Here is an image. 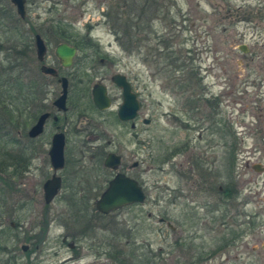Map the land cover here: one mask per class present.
Here are the masks:
<instances>
[{
    "label": "rangeland",
    "instance_id": "1",
    "mask_svg": "<svg viewBox=\"0 0 264 264\" xmlns=\"http://www.w3.org/2000/svg\"><path fill=\"white\" fill-rule=\"evenodd\" d=\"M152 1L160 4L149 13L153 19L144 23L145 31L130 38L116 21V7L112 6L117 0H27L25 22L20 21L11 0H0V16L4 17L0 20V65L5 69L17 65L12 74L6 72L8 76L21 75L24 92L30 80H39L34 35L41 33L49 46L47 63L57 64L55 49L63 41L55 38L54 30L62 22L74 35L91 40L100 56L113 61L102 65L99 57H92L96 49H87V57L78 62H84L85 72L80 88H91L102 80L115 98L112 109L100 114L92 107L90 95L82 94L80 106L69 115L73 127H69V165L64 175L80 177L83 163L87 165L85 175L98 176L87 212L72 206L65 189L52 204H45L41 184L51 171L48 145L27 150L33 154L22 164L26 172L16 179L20 178L18 185L24 190L18 199L31 204L20 211L7 210L0 192V264H61L75 254L63 238L72 241L92 217L93 223L97 221L95 200L114 175L103 164L97 165L96 174L89 175L97 159L84 150L96 149L101 143L104 158L109 152L123 155V170L141 181L148 199L143 207L100 216L101 227L89 232L84 260L66 264L97 260V254L104 251L112 254L129 249L126 235L130 229L133 250L141 242L137 246L143 244L147 249L150 264H203L193 257L204 253L216 255L207 264H264V172L253 168V164H264V0ZM240 45L249 52L241 51ZM168 52L170 58H166ZM178 56L185 66L173 62ZM115 72L130 79L141 101V116L151 119L148 125L140 119L137 128L130 129L115 120L114 112L122 103L121 90L110 80ZM192 73L198 83L187 80ZM180 79L189 88L184 93L178 85ZM43 81L52 98L59 95L61 87L55 79ZM206 100L211 102L209 107ZM8 103H0V164L5 153L12 159L18 145L28 146L29 126L17 125V121L29 120L23 118L29 108L22 117L17 105ZM90 119L104 122L101 140L93 137L95 133L88 136L82 131ZM77 128L82 133H77ZM84 140L90 148L84 146ZM181 145L187 146L170 156ZM134 162L139 166L132 168ZM198 162L215 175L218 185L228 184L234 190L235 195L223 206L219 204L218 211L212 209L219 203L217 187L211 195H197L191 205L188 199L175 198L179 187L186 190L185 195L191 194L197 174L191 166ZM179 168H185L188 177L181 175ZM161 217L182 232L186 245L182 244L181 250L175 244L179 231L161 222ZM23 245H29L28 251ZM101 260L111 263L107 257Z\"/></svg>",
    "mask_w": 264,
    "mask_h": 264
},
{
    "label": "flooded vegetation",
    "instance_id": "2",
    "mask_svg": "<svg viewBox=\"0 0 264 264\" xmlns=\"http://www.w3.org/2000/svg\"><path fill=\"white\" fill-rule=\"evenodd\" d=\"M36 35V34H35ZM35 35L33 38V41L35 40ZM44 38V37H43ZM45 39V38H44ZM86 42H89V39H85ZM46 42V40H45ZM68 43L72 46H75L77 48V52L73 58V62L70 66H63L60 58L57 56L56 54V49H55V55H56V60H57V64L51 65L47 63V59H48V52H49V46L47 44V53L45 56L44 61H40L37 59L40 63V68H39V72L37 74V76L39 77V80L36 81H32L30 80V84H29V89H28V95L25 96L24 94V90H20V94L16 95L14 98V104L17 105V112L20 113V116L23 117L25 113H23L25 110H27L29 108V112H28V116H24L23 118H28L27 122L22 123L17 121V125H25L27 127V125L29 126V128L27 129V141H28V146H26V148L22 145H18L19 150L16 153V155H13V158H9L7 157V154L5 153L3 156V162L0 164V169H3L5 171H7L6 175H2L0 176V192H1V196L3 197V200L6 202L7 207L9 210V208L11 207V209H16L17 211H20V209H25L27 205H30V202H21L20 198L18 199V196H20V193H23L24 190L20 188V186L18 185L19 183V179H16V176H19L22 172H26V168L23 166L22 164L26 162V160L30 158L33 154H29L28 153V149H36V147H40L39 145H48V149L46 150V156L47 159L49 161L50 164V168L51 171H49V176H47L43 183L41 184L42 186V196L44 198V202L46 205H50L53 203V201L55 200V198L65 189V192H67L66 197H68L69 202L72 201V206L74 208L77 209V211H81V210H85L86 212L88 211V206H90V199L89 197L92 196L93 194V190L94 188H96V186L98 184H96L98 182V176L97 175H90L92 173L96 174L99 169L97 168L98 166H103L106 167L107 169H109L110 171H112L114 173V175L107 180V185L105 187V189L103 190V192L108 188L111 180L118 174V173H123L128 177H131L135 180H137L140 184V186L143 188L146 198L143 202H135L132 204H128L126 206H123L121 208H118L116 210H112L109 213H102L100 212L97 207H96V202L97 200L102 196L103 192L99 195V197L95 200L94 203V209L95 212H97L98 216H97V221H95L94 223L93 221V217L90 219V221L88 222V225L84 228H82L78 233H76L78 236L76 238H70L72 241H69L68 238H63V243L67 244L74 252L75 254L67 257L65 259L62 260L61 264H66L67 262H77V261H82L85 258V254L83 253V249L85 248V244L86 241L88 240V237L90 236V231H93L96 227H101L100 221H99V217L100 216H108L114 212L120 211L123 208H132V207H143V205L146 203L147 199H148V195H147V191L145 189V186L141 183V181L131 175H129L128 173H126L123 170V155L120 153H116V152H109L106 157L104 158V152H105V146L103 147V143L96 145V149L93 148V150H88L85 148L84 153L85 152H90V157H93L95 160V164H93V168L89 170V175L87 176L85 175L86 170H84V168L87 165H81V173L82 175H80V177L76 174V175H70L68 178L66 177V175H64V172L66 171V169L68 168L69 165V160L66 157V150L68 147V140H69V134H70V128H72L73 126H70V113H72V111L75 109L76 106H80V99H81V95L83 94V96H88L90 95L91 97V105H93L92 107H94V109L99 112L100 114L105 113L107 110H111L112 109V105L114 102V96L112 95V89L109 85H107L106 83H104V81L102 80H98L97 82H95L93 84V86L90 88H86V87H82L80 88V84L81 82H84L82 77L85 75V72L83 71L84 68V62L80 63V65H78L79 60L82 59L84 56L85 58L87 57V49L92 48L93 50L96 49V51L94 52V54L92 55L93 58L99 57V60L101 62L102 65L105 64H111L113 63V61L110 58H106V57H102L100 56V49L94 46V45H90V46H84L83 48H80L76 45H74L73 43H69L67 41H63L60 43ZM59 43V44H60ZM35 46H36V40H35ZM58 46V45H57ZM56 46V47H57ZM83 54L82 55H78V53ZM37 54V52H36ZM78 58H77V57ZM76 57L77 60H74ZM46 64L48 66L53 67L54 69H56L57 75H51V74H47L45 72L42 71V65ZM74 66H78L76 67L77 70H75L73 72ZM117 74H122L124 76H126L127 80L131 83L130 79L128 78V76L122 72H115L113 75H111L110 80L113 83L114 86H116L117 88H119L121 90V95H122V103H123V89L118 86L115 81L113 80V77L116 76ZM87 75H91L90 73H87ZM47 77H51L52 79H55L59 84H60V93L58 96L52 98L51 97V92L49 90V85H46L45 82L43 81L45 78ZM66 77L68 79V97H67V110H64L62 108H60L58 106V104L56 103V101L58 100V98L61 96L62 91H63V86H62V78ZM90 78V77H89ZM189 81V78L187 79ZM178 85L180 88V91L182 93L186 92L189 90L188 85L183 84V80L180 79L178 81ZM132 84V83H131ZM84 85V84H83ZM95 85H103L106 90H107V94L111 99V106L108 109L102 110L99 109L95 103H94V99H93V88ZM191 85V83H189V86ZM132 89H133V85H132ZM134 91V89H133ZM135 92V91H134ZM137 94V93H136ZM138 95V94H137ZM51 99L50 104L47 103V101ZM20 101V102H19ZM18 102V104H17ZM121 103V104H122ZM141 103V101H140ZM207 103V107H209L208 103H211L210 100H206ZM193 104V101L189 102V105ZM121 106V105H120ZM119 106V108H120ZM191 107V106H190ZM217 107V106H216ZM119 108L116 110V112H114V117L115 120L121 124L127 125L130 127V129H136L138 126V122L141 119L142 123L145 125H148L149 123L146 121L149 118L148 117H142L140 114V110L142 108V105L140 107L138 116L136 117L135 121H124L122 119H120L119 115H118V111ZM16 111V110H15ZM262 111V110H261ZM82 113V112H80ZM263 113V112H262ZM47 114V118L45 119V122L42 126V130H38L39 132L32 135L31 131L37 127L40 118L44 115ZM262 114H260L261 117ZM179 119V118H176ZM260 119V118H259ZM82 118L80 119V123H81ZM96 121V122H95ZM30 123V124H29ZM133 123H135V125H133ZM104 122H100L98 120H91L87 121V125L85 127V125L82 128V131H86L87 133H89L88 136H90L91 134L93 135L94 133L96 134V137L98 139H102L103 138V134H101L102 128H103ZM187 125V124H186ZM37 130V129H36ZM105 130V129H104ZM82 131L80 130V128H77L76 132L77 133H82ZM57 134H63L65 136V146H64V157H65V162H64V166L60 169H56L54 167V164L52 162V156H51V151L54 145V138ZM85 144V147H88L89 145V141L84 140L83 141ZM15 143L17 144V141H15ZM187 145H181V146H177L176 150L178 149V153L181 152V150H183L184 148H186ZM90 148V147H88ZM97 150V151H96ZM110 153H114L118 156H120V166L118 169H113L110 167H107L105 165V160L107 158V156ZM12 157V156H10ZM36 157V156H35ZM34 157V158H35ZM6 159V160H5ZM9 159V160H7ZM33 161V160H32ZM30 161V163L32 162ZM136 162H134L131 167L132 168H136L139 166V164H135ZM12 165V166H11ZM202 163L198 162L197 164H193V168L191 166V169L195 172H197L196 175V180H194L193 185L191 186V194L185 195L184 192H186V190L182 187H179V189L177 190V194L175 196L176 199L181 200L183 198L188 199L190 201V205L191 203H193V201L195 200V197H197V195H211L210 193H212L213 188L217 187V192L220 194V197L218 198V202L214 205V208H212L215 211L219 210V204L220 205H224L227 202L228 199V184L223 185V184H219L216 182L215 179V175H213L212 172H210L207 168L205 169V167H203ZM30 166V164H29ZM10 168L12 169V172H10ZM86 169V168H85ZM30 170V167H29ZM179 172H181L183 176L188 177L187 171L184 169H180L179 168ZM6 177V178H5ZM60 178V187L58 190V193L55 195L54 199L50 202H47L46 200V184L48 183L49 180H53L54 178ZM22 180V178H21ZM22 182V181H21ZM35 185V183L33 184ZM185 196V197H184ZM190 197V198H188ZM7 199V200H6ZM17 199V200H16ZM85 199H87V202L85 201ZM83 203V206L80 207L79 205ZM179 204H182V202H179ZM208 204V203H207ZM204 204L205 207H207L208 205ZM197 208H200V206L198 205V203L196 204ZM187 213L189 214V210L187 211ZM95 218V217H94ZM161 222H167L169 224V222L161 217L160 218ZM169 227L173 230V231H179V229L174 226L172 224V226L169 225ZM130 233H127L126 238H127V242L129 244V249L126 250H122V249H117L116 253H112L111 251H104V252H100L98 253V259L93 260V261H86L82 264H107L105 262H102V260L100 261V257H107L109 258V260L111 261V263L108 264H150V260L148 259V251L147 249H143V244L138 248V244H141L137 242V244L135 245V249L133 250V243L132 240L130 238H132L131 236V229L129 230ZM89 235V236H88ZM105 244V243H104ZM115 244V243H114ZM133 244V245H132ZM175 244L178 245V251L181 250L180 246L182 244L186 245L185 242L182 243V232L179 231L178 232V236H176L175 238ZM116 245V244H115ZM29 246V245H28ZM147 248V246H145ZM220 249L224 248V245H220L219 247ZM28 251V250H27ZM216 251V250H215ZM141 252V253H140ZM195 256V255H193ZM212 253H204L201 255H196L193 258H196V260H200V261H204L203 264H207V261H209L210 259L213 258ZM154 260V259H153ZM154 261H151V264Z\"/></svg>",
    "mask_w": 264,
    "mask_h": 264
},
{
    "label": "water",
    "instance_id": "3",
    "mask_svg": "<svg viewBox=\"0 0 264 264\" xmlns=\"http://www.w3.org/2000/svg\"><path fill=\"white\" fill-rule=\"evenodd\" d=\"M13 5L16 7L18 15L25 19L27 16V0H11ZM36 40V52L38 59L44 61L47 53V44L41 34L35 35ZM239 49L245 53L249 52V49L245 45H240ZM77 52V48L68 43H60L56 47V54L60 58L63 66H70L73 62V58ZM42 71L57 75L56 69L46 64L42 65ZM115 83L123 89V103L121 104L118 115L120 119L124 121H135L138 116L141 103L138 95L133 91L132 84L127 80L126 76L117 74L113 77ZM63 91L61 96L58 98L56 103L64 110H67V97H68V79L62 78ZM93 99L95 105L102 110L108 109L111 106V99L107 94V90L103 85H95L93 88ZM47 114H44L37 125L31 131L34 135L42 130V126L47 118ZM148 123L151 119L146 120ZM135 125V123H133ZM37 129V130H36ZM39 130V131H38ZM64 146L65 136L63 134H57L54 138V145L51 151L52 162L56 169H60L64 166ZM120 156L110 153L106 160L105 165L107 167L118 169L120 166ZM135 164H138L136 162ZM253 168L257 172H264V164L256 163L253 164ZM60 187V178L56 177L53 180H49L46 184V200L50 202L54 199L58 193ZM146 198L143 188L139 182L131 177L126 176L123 173H118L110 182L108 188L104 191L102 196L97 200L96 207L102 213H109L112 210H116L128 204L135 202H143ZM170 226H172L169 223ZM28 245H23V250L27 251ZM16 264H27V263H16Z\"/></svg>",
    "mask_w": 264,
    "mask_h": 264
},
{
    "label": "trees",
    "instance_id": "4",
    "mask_svg": "<svg viewBox=\"0 0 264 264\" xmlns=\"http://www.w3.org/2000/svg\"><path fill=\"white\" fill-rule=\"evenodd\" d=\"M117 5H113L112 7H116L115 11V18L116 21L119 23L118 26L120 30L123 32L124 36H136L140 32L145 31L146 28H144V23L149 22L153 19V16L149 15L151 10H153L154 6H160L159 3H156L152 0H117ZM113 10V9H112ZM157 11V10H156ZM155 11V12H156ZM0 14H2L0 10ZM113 14H110V16ZM155 14V13H154ZM4 17L0 16V20H2ZM26 20V19H25ZM25 20L20 21L25 22ZM16 29V28H15ZM56 30H54L55 38L61 41H67L69 43H73L74 45L83 48L84 46H90L91 40L89 42H86V36L79 37L72 33V30L69 27L62 26V22H59V24L55 27ZM119 33V32H118ZM80 38V39H79ZM88 40V39H87ZM166 43V41H165ZM166 49L169 50V44L166 43ZM24 49H22L23 52ZM170 58L171 55L168 52L166 54V58ZM181 57L178 56L176 59L173 60L175 64H177V67H183L185 65L180 64ZM17 65H10L8 69H5L4 66L0 65V103L5 104L6 103H14L15 96L19 93V90H24V84L21 81V75L19 76H8L7 72L10 70V74L16 71ZM21 68V67H20ZM23 69V68H21ZM4 70V72H3ZM2 71V72H1ZM190 80H195V83H198V80L196 79V74L192 73L189 77ZM15 82V83H14ZM192 84L193 82L190 81ZM20 85V86H19ZM25 96L28 95V91L24 92ZM8 103V104H9ZM7 107V106H6ZM6 107H4L7 114H9L10 111H7ZM10 115L13 116V113L10 112ZM13 120V119H12ZM231 135V133H230ZM179 152L178 149L170 153V156H173L174 153ZM6 160V159H5ZM9 160V159H7ZM166 160V159H165ZM164 160L163 163L166 161ZM12 166V165H11ZM7 173V171L0 169V175H3ZM231 184V183H230ZM235 195L234 190L228 187V198H231ZM227 244H229L227 242Z\"/></svg>",
    "mask_w": 264,
    "mask_h": 264
}]
</instances>
